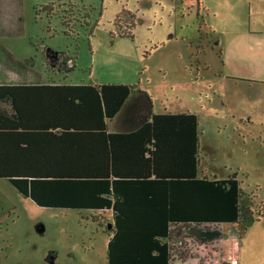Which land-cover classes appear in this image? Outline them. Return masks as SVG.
<instances>
[{
    "label": "rangeland",
    "instance_id": "rangeland-1",
    "mask_svg": "<svg viewBox=\"0 0 264 264\" xmlns=\"http://www.w3.org/2000/svg\"><path fill=\"white\" fill-rule=\"evenodd\" d=\"M199 2L212 10L199 16L223 40L226 22L236 31L248 28L250 0ZM125 10L136 19L134 39L119 35L131 31L130 22L115 24ZM197 10L194 0H0V80L21 63L45 80L136 85L154 114L198 117L201 176L236 177L247 195L243 205L250 194L264 203V80L234 81L221 73L208 35L191 41L200 31ZM252 16L264 25V11ZM112 223L109 211L39 207L0 179V264H107L105 232ZM224 225L187 231L184 263L172 264H207V253L223 258L232 239Z\"/></svg>",
    "mask_w": 264,
    "mask_h": 264
},
{
    "label": "trees",
    "instance_id": "trees-1",
    "mask_svg": "<svg viewBox=\"0 0 264 264\" xmlns=\"http://www.w3.org/2000/svg\"><path fill=\"white\" fill-rule=\"evenodd\" d=\"M123 19L131 31L120 30L119 35L134 39L135 16L125 10L115 24ZM46 60L48 67L54 65L48 56ZM47 89L68 90L65 98L85 114L78 118L80 125H40L34 130H62L83 143L86 148L74 158H29L25 132L31 127L26 122L34 108L32 98H42L31 93ZM136 93L151 102L136 85L0 84V179L39 207L112 212L115 231L113 236L110 231L107 264H172L175 258L184 263V241L190 239L186 232L193 227L236 224L242 238L264 221V203L257 205L250 194L249 205H243L247 195L236 177L198 178L195 114H152L135 132L109 133L106 121Z\"/></svg>",
    "mask_w": 264,
    "mask_h": 264
},
{
    "label": "crops",
    "instance_id": "crops-1",
    "mask_svg": "<svg viewBox=\"0 0 264 264\" xmlns=\"http://www.w3.org/2000/svg\"><path fill=\"white\" fill-rule=\"evenodd\" d=\"M194 1L196 2V0ZM183 3L184 2L182 1L181 4ZM197 9L199 12L198 19L201 21V25L203 24V26L200 27L201 25H199L200 31H198L195 38H191V41H195L201 33L208 35L209 45H213L215 47L214 49L209 48L208 51L214 53L217 60H219V62H217L220 66L221 73H225L227 76L235 79L234 81L255 82L264 80V25L260 24L258 19H254L252 16H260V12L264 11V3L260 0H250L248 28L236 31L230 22L225 21L227 23L226 28L223 30V32L227 35L225 40L218 37L216 32H214L218 31L219 28H215L214 25H210L211 28H207L204 17L199 16L203 10H212H207L205 8L202 9L201 3L200 6L197 5ZM244 23L245 22L241 21V24ZM214 38L216 39L215 41ZM206 57L207 54L205 55V58ZM21 67L23 66L17 67L14 71H8V77H6L4 81L0 80V84L90 85L69 84L62 81L60 78L57 79L56 77H51L45 80L42 72L30 66H28V69H23ZM56 74L57 73L55 71L54 75ZM49 76H51V74ZM31 94H37L36 97L42 98H32V106H34V108H32L28 117L29 122H26V124L31 127V131L28 130L25 132L29 137L28 141L25 142L26 150L30 152L29 158H51L59 160L74 158L76 157L74 154H80L86 147L84 148V145H82L83 143L80 141L71 140L70 138L72 137L64 135L62 130L49 132L34 130V128L40 125L56 124L58 127H61L73 126L74 124L80 125V123H82L78 121V118L84 117L85 113L73 109V105L69 103L70 98H65L68 94H70L69 91L47 89L38 90V92L34 91ZM134 99H138L140 101ZM37 107L39 109H36ZM184 113L194 114L193 112ZM152 114L154 113L152 111L151 102L144 95L136 93L132 95L129 100H127L121 112L112 121H106L108 124V131L109 133L121 134L135 132L144 124L148 117L152 116ZM161 114L174 113L164 112ZM186 134L185 140L187 145H189L190 138L192 139V137H190L189 129H187ZM197 135L200 140V124ZM116 147H118V150H122V146L116 144ZM125 171L129 174L131 173V170L128 167ZM134 172L140 173L145 172V170H136ZM197 176L198 178L206 176H201L200 166L198 167ZM262 223H264V221L257 222L254 226L256 224L260 226ZM224 226L229 227L232 239L226 248V252L223 254V258H214L207 253V257H209L205 258L207 264H264V226L262 229L259 227V230H255L254 226L250 227L246 235L242 238H239L238 225L225 224ZM194 230L195 229L189 231V234H194ZM110 231H112L113 236L115 231L114 220L110 229L105 232L109 234V240L111 236Z\"/></svg>",
    "mask_w": 264,
    "mask_h": 264
},
{
    "label": "built area",
    "instance_id": "built-area-1",
    "mask_svg": "<svg viewBox=\"0 0 264 264\" xmlns=\"http://www.w3.org/2000/svg\"><path fill=\"white\" fill-rule=\"evenodd\" d=\"M230 264H235V263H230Z\"/></svg>",
    "mask_w": 264,
    "mask_h": 264
}]
</instances>
